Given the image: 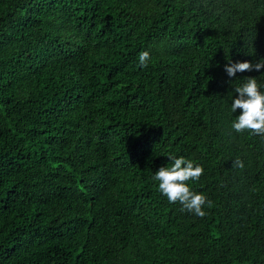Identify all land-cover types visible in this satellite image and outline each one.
<instances>
[{"label":"trees","instance_id":"1","mask_svg":"<svg viewBox=\"0 0 264 264\" xmlns=\"http://www.w3.org/2000/svg\"><path fill=\"white\" fill-rule=\"evenodd\" d=\"M262 59L264 0H0V264H264V139L231 126L264 68L224 70Z\"/></svg>","mask_w":264,"mask_h":264},{"label":"clouds","instance_id":"2","mask_svg":"<svg viewBox=\"0 0 264 264\" xmlns=\"http://www.w3.org/2000/svg\"><path fill=\"white\" fill-rule=\"evenodd\" d=\"M139 67L146 68L151 60L147 51L141 52L138 56ZM264 68V59L253 64L248 61L229 62L225 64L224 70L229 77L236 74L250 71H260ZM238 94L231 102V112L241 110L240 115L235 118L232 128L237 133L249 131L253 135H258L264 139V92L260 90L256 78L246 77V82L235 88ZM170 167H160L153 175L152 179L158 182L159 192L167 198L169 203L179 202L180 211L194 213L203 218L207 213L203 210L206 205L208 208L213 206L203 194L195 193L190 190L187 181H198L204 172L199 164L194 165L191 160L181 156L177 158L170 155ZM234 167L243 168V161L237 159L233 162Z\"/></svg>","mask_w":264,"mask_h":264}]
</instances>
